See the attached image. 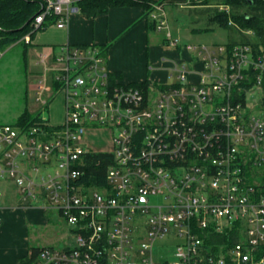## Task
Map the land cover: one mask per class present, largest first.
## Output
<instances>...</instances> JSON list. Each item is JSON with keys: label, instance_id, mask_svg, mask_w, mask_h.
Instances as JSON below:
<instances>
[{"label": "built area", "instance_id": "obj_1", "mask_svg": "<svg viewBox=\"0 0 264 264\" xmlns=\"http://www.w3.org/2000/svg\"><path fill=\"white\" fill-rule=\"evenodd\" d=\"M76 2L44 0L33 31L50 17L66 27ZM150 16L181 53L171 82L113 84L96 43L50 46L37 61L40 120L0 124V183L13 184L16 207L69 225L65 246H41L32 264H264V47L247 29L240 41L182 44L162 3ZM57 92L62 123L44 114ZM101 132L109 149L90 143ZM94 152L113 153L98 187L81 178ZM5 196L0 187V210ZM157 240L175 241L173 260L156 258Z\"/></svg>", "mask_w": 264, "mask_h": 264}, {"label": "crops", "instance_id": "obj_2", "mask_svg": "<svg viewBox=\"0 0 264 264\" xmlns=\"http://www.w3.org/2000/svg\"><path fill=\"white\" fill-rule=\"evenodd\" d=\"M172 1L181 7L196 8L191 0H167L164 6ZM143 15L144 9L140 6L115 7L96 17L77 10L71 14L66 27L49 25L38 31L32 41L33 50L38 55L45 48L66 43L104 44L108 48L109 69L121 72L126 81L169 83L171 67L181 59V53L166 47L163 39L154 43L153 33L157 30L149 27ZM183 55L188 57L187 52ZM18 201L15 191L6 192L5 206L0 210V264H19L30 247L35 246L30 242L26 219L46 222L41 209L16 207Z\"/></svg>", "mask_w": 264, "mask_h": 264}, {"label": "rangeland", "instance_id": "obj_3", "mask_svg": "<svg viewBox=\"0 0 264 264\" xmlns=\"http://www.w3.org/2000/svg\"><path fill=\"white\" fill-rule=\"evenodd\" d=\"M210 2L215 5L220 0H210ZM194 8L181 7L179 3L173 1L164 6L172 35L180 38L182 44H224L230 41H240L245 36L235 27L225 28L211 23L209 12L200 11L205 7ZM153 34L154 43L160 42L164 37L163 32L156 31ZM22 50V45L0 50V123H10L16 120L26 106L32 112L39 111L35 92L43 67L37 62V52L30 47L26 58V70L22 60ZM173 79L175 76L170 80ZM44 114L48 115L53 123L63 122L65 109L63 95L60 92H57L51 99L49 109ZM90 143L101 149L111 147L109 134L107 135L106 132L91 137ZM0 187L7 193L15 190L10 182H1ZM26 224L31 244L40 247L51 245L58 249L65 246L69 225L56 213L51 216L48 224L30 218L26 219ZM175 249V241L169 243V241L157 240L154 244L157 259L164 257L173 260Z\"/></svg>", "mask_w": 264, "mask_h": 264}, {"label": "trees", "instance_id": "obj_4", "mask_svg": "<svg viewBox=\"0 0 264 264\" xmlns=\"http://www.w3.org/2000/svg\"><path fill=\"white\" fill-rule=\"evenodd\" d=\"M153 1L164 5L167 0H77L76 5L82 13L89 17L106 14L110 9L115 7L140 6L144 9L143 17L148 20L149 27L156 30L155 22L150 16L153 10ZM191 3L196 5V7H205L200 9V11L209 12V21L211 23L218 24L225 28H233V26L229 25V20L231 18L237 24L240 32L246 29L253 30L255 32L254 44L258 47H264V0H220V2L215 5H213L210 0H191ZM43 5L44 0H0V50H5L11 46L22 45V60L26 70L28 50L30 47H33V43L25 42L23 37L31 33V37L34 40L38 31L46 28L51 21L55 20L54 17H50L45 26L41 27L39 30L33 31V21L36 15L41 11ZM219 5H229L232 8L231 14L229 15L226 11L219 10ZM245 40L249 41L246 37ZM96 44L102 48L103 54L107 57L108 48L106 45ZM81 45L87 44H80V46ZM109 78L113 84L118 82V84L139 87H147L149 84L148 81H126L121 72L111 71ZM40 115V111L32 112L29 107L26 106L17 119L10 123L26 127L39 121ZM85 159L87 164L84 167L85 173L83 177H81L82 180L92 186L98 187L104 185L107 169L113 162V153H88ZM260 175L262 188L264 189V166L261 169ZM235 238L236 236L233 237V234L228 237V239L231 240H228L229 245L233 243ZM226 239L227 237L225 234H223V236L214 235L211 243L213 241L222 242ZM40 249V246L30 247L29 253L19 260V264H32ZM213 250L218 249L215 248Z\"/></svg>", "mask_w": 264, "mask_h": 264}]
</instances>
